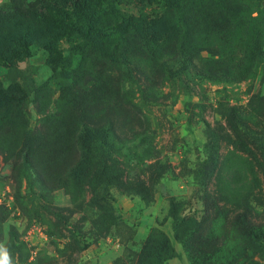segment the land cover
<instances>
[{
	"label": "rangeland",
	"instance_id": "1",
	"mask_svg": "<svg viewBox=\"0 0 264 264\" xmlns=\"http://www.w3.org/2000/svg\"><path fill=\"white\" fill-rule=\"evenodd\" d=\"M174 1L150 53L0 0V264H264V0Z\"/></svg>",
	"mask_w": 264,
	"mask_h": 264
},
{
	"label": "trees",
	"instance_id": "2",
	"mask_svg": "<svg viewBox=\"0 0 264 264\" xmlns=\"http://www.w3.org/2000/svg\"><path fill=\"white\" fill-rule=\"evenodd\" d=\"M143 1L151 2V0ZM178 1H174L173 5L176 6ZM119 2L120 0H34L29 8L34 13V18L43 24L44 18H48L51 12L52 17L59 16L62 29L69 26L74 31H78L79 36L93 38L95 37L91 35L93 33L108 37L110 33H114L118 36V46L129 44L150 53L154 52L158 41L168 35V26L171 23L166 16H158L152 12L149 14L144 11L139 14L125 13L117 7L121 4ZM1 38L3 33L0 32ZM17 51L15 48L12 49L13 54H17Z\"/></svg>",
	"mask_w": 264,
	"mask_h": 264
},
{
	"label": "clouds",
	"instance_id": "3",
	"mask_svg": "<svg viewBox=\"0 0 264 264\" xmlns=\"http://www.w3.org/2000/svg\"><path fill=\"white\" fill-rule=\"evenodd\" d=\"M4 260L5 261L7 260V254L6 253L4 254Z\"/></svg>",
	"mask_w": 264,
	"mask_h": 264
}]
</instances>
